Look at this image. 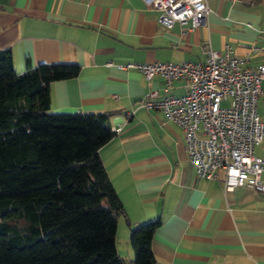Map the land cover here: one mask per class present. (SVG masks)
<instances>
[{
  "label": "crops",
  "instance_id": "1",
  "mask_svg": "<svg viewBox=\"0 0 264 264\" xmlns=\"http://www.w3.org/2000/svg\"><path fill=\"white\" fill-rule=\"evenodd\" d=\"M199 25L166 27L142 0H0V49L9 50L20 73L39 63L78 65L76 76L49 84L52 112L109 113L111 138L101 158L123 207L117 215L116 252L131 260V229L158 218L154 264H264V194L223 187L196 175L182 129L140 100L164 82L147 80L126 62L203 61L229 45L249 65H264V0H206ZM256 110L264 123V79ZM185 91L172 80L169 93ZM118 129V130H115ZM254 153L264 162V135Z\"/></svg>",
  "mask_w": 264,
  "mask_h": 264
},
{
  "label": "trees",
  "instance_id": "2",
  "mask_svg": "<svg viewBox=\"0 0 264 264\" xmlns=\"http://www.w3.org/2000/svg\"><path fill=\"white\" fill-rule=\"evenodd\" d=\"M78 65L39 63L18 73L0 49V264H154L155 218L131 229V260L116 252L124 214L98 149L109 113L52 112L49 84Z\"/></svg>",
  "mask_w": 264,
  "mask_h": 264
},
{
  "label": "built area",
  "instance_id": "3",
  "mask_svg": "<svg viewBox=\"0 0 264 264\" xmlns=\"http://www.w3.org/2000/svg\"><path fill=\"white\" fill-rule=\"evenodd\" d=\"M142 1L159 11L157 20L166 27L177 21L193 29L208 11L206 0ZM201 49L202 62H126L118 67L135 68L147 80L161 76L163 93L149 91L140 105L162 112L182 129L187 159L197 176L211 179L222 170L225 190L242 186L264 194V162L254 153L264 135L256 110L264 65L247 64L229 45L215 50L205 40ZM175 79L184 81L181 95L169 93Z\"/></svg>",
  "mask_w": 264,
  "mask_h": 264
}]
</instances>
